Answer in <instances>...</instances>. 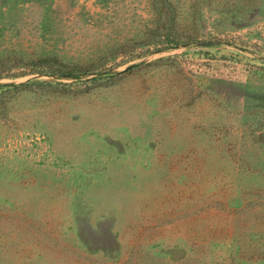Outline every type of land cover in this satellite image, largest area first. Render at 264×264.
Wrapping results in <instances>:
<instances>
[{
	"label": "rangeland",
	"instance_id": "rangeland-1",
	"mask_svg": "<svg viewBox=\"0 0 264 264\" xmlns=\"http://www.w3.org/2000/svg\"><path fill=\"white\" fill-rule=\"evenodd\" d=\"M172 2L0 0V264H264V0Z\"/></svg>",
	"mask_w": 264,
	"mask_h": 264
},
{
	"label": "trees",
	"instance_id": "trees-1",
	"mask_svg": "<svg viewBox=\"0 0 264 264\" xmlns=\"http://www.w3.org/2000/svg\"><path fill=\"white\" fill-rule=\"evenodd\" d=\"M151 7L154 14V28L153 31L162 35L165 31L166 38L164 42H179L180 38L175 33V28L171 32L170 29L177 25V6L172 0H151ZM169 30V31H168ZM163 36V35H162ZM64 70L55 69L53 72Z\"/></svg>",
	"mask_w": 264,
	"mask_h": 264
},
{
	"label": "water",
	"instance_id": "water-1",
	"mask_svg": "<svg viewBox=\"0 0 264 264\" xmlns=\"http://www.w3.org/2000/svg\"><path fill=\"white\" fill-rule=\"evenodd\" d=\"M223 44L225 45H229V46H234V47H237V48H240V49H243L241 46L237 45V44H234L233 42H226V41H223L222 42ZM206 44V42H193V45H204ZM180 47L178 45H173V46H167V47H164V48H161L159 50H155L153 52H151L149 54V56L151 58H154V57H161L163 55H166L168 54L169 52L173 51V50H178ZM258 56L264 60V54L262 53H258ZM146 58L143 59V61H145ZM134 65L133 64H127L123 67H120V68H112V69H109V70H101L99 72H88V73H76L74 75H67L65 76L66 79H75V80H81V81H88V80H91V79H102V78H108V77H113V76H116V75H120V74H123L129 70H131V68L133 67ZM21 81H7V82H3V83H0V86H12V85H18L20 84Z\"/></svg>",
	"mask_w": 264,
	"mask_h": 264
}]
</instances>
